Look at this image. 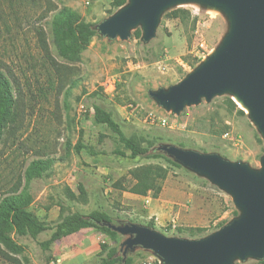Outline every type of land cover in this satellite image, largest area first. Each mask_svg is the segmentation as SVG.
Instances as JSON below:
<instances>
[{
	"label": "rangeland",
	"instance_id": "374dc122",
	"mask_svg": "<svg viewBox=\"0 0 264 264\" xmlns=\"http://www.w3.org/2000/svg\"><path fill=\"white\" fill-rule=\"evenodd\" d=\"M113 1L0 0V61L20 88L18 117L4 128L0 140V196L18 181L22 186L25 167L33 159H42L49 165L41 178L28 183L29 210L49 227L73 212L87 214L101 208L112 214L115 224L152 221L154 229L169 236L205 237L240 215L232 196L176 161L179 166L163 157L114 154L122 146L110 129L93 122L92 105L101 104L109 111L127 136L151 140L161 135L160 144L151 148L171 144L215 152L260 169L264 138L248 112L232 104L229 93L208 102L202 99L177 114L158 106L148 94L179 82L211 55L228 32L229 19L219 9L181 3L161 12L155 34L147 41L142 39L141 25L132 28L126 39L98 32L78 61L58 58L46 23L52 9H74L84 21L97 25L119 9ZM175 9L186 14L171 17ZM108 84L112 91H106ZM149 112L169 119L170 127L151 122ZM147 164L167 168L160 183L162 218L150 214L153 200L146 203L128 190L134 183L130 171ZM51 232L47 229L35 237L13 233L21 251L9 253L0 246V264H95L107 251L101 243L123 255L121 243L126 236L121 234L113 241L89 228L45 246ZM126 256L132 264H158L151 251L140 247ZM259 261L237 258L232 264Z\"/></svg>",
	"mask_w": 264,
	"mask_h": 264
},
{
	"label": "water",
	"instance_id": "95a60500",
	"mask_svg": "<svg viewBox=\"0 0 264 264\" xmlns=\"http://www.w3.org/2000/svg\"><path fill=\"white\" fill-rule=\"evenodd\" d=\"M194 2L223 11L229 29L220 45L179 82L149 90L158 106L179 113L202 99L223 93L235 95L264 138V0H127L114 14L96 25L100 35L126 39L141 25L142 39L155 34L166 8ZM182 166L206 177L232 196L240 215L202 238L166 235L146 225L126 222L107 226L126 236L122 254L140 247L151 251L162 264H232L234 259L264 258V156L261 168L231 161L215 152H201L177 145H159Z\"/></svg>",
	"mask_w": 264,
	"mask_h": 264
},
{
	"label": "trees",
	"instance_id": "16d2710c",
	"mask_svg": "<svg viewBox=\"0 0 264 264\" xmlns=\"http://www.w3.org/2000/svg\"><path fill=\"white\" fill-rule=\"evenodd\" d=\"M126 2L127 0H114L113 4L120 8ZM184 14H186L185 10L175 9L171 11L170 16L183 18ZM46 23L56 56L69 63L79 60L80 53L90 43L92 37L98 33L96 25L84 21L76 10L68 7L52 9ZM137 34L139 35L138 31ZM42 43L45 49V41L42 40ZM19 92L20 88L12 72L5 63L0 61V140L4 128L14 124L18 117ZM231 102L235 106L234 101L231 100ZM92 110L93 122L103 124L110 129L122 146V149H115L114 154L130 158L140 156L163 157L168 164L179 166L173 159L166 157L163 152L151 148L152 144L156 142L160 144L163 139L161 135H153L151 140L145 138L140 140L133 136H127L123 132L121 124L101 104H93ZM238 112L243 114V111L239 109ZM125 151H129L128 155ZM48 165L49 161L33 159L23 171L24 184L21 186L18 181L10 191L0 196V246L9 253H18L21 251V246L14 241L13 233L35 237L47 229H52V232L50 237L44 241L45 246L61 240L65 236L89 228L95 229L108 239L116 241L119 234L107 226L108 223L115 224L114 217L104 209H95L87 214L73 212L60 219L53 227L47 226L29 210L32 194L28 190V183L34 178H41ZM130 174L134 183L128 188L129 191L143 196L148 195L151 191L152 197L156 198L161 191L160 183L167 175V168L159 164H147L135 167L130 171ZM126 222L127 220H124L121 224ZM144 225L151 228L155 227L152 221H146ZM202 230L197 228V231ZM100 246L101 249L107 248V251L99 257L95 264H132L130 257L118 256L112 246L104 243H101ZM259 263L264 264V258Z\"/></svg>",
	"mask_w": 264,
	"mask_h": 264
},
{
	"label": "built area",
	"instance_id": "2783aa9c",
	"mask_svg": "<svg viewBox=\"0 0 264 264\" xmlns=\"http://www.w3.org/2000/svg\"><path fill=\"white\" fill-rule=\"evenodd\" d=\"M199 45H200V47L202 49L204 48L202 42L199 43ZM105 86H106V91H112L113 90L112 85L108 84V85H105ZM129 106L131 107L132 105L129 104ZM147 119H149L151 122L156 121L161 126H169L170 127V125H171V124H169V119H167L164 116H156V114L154 112H149L148 116H147ZM145 202L147 203L148 200H145ZM146 252H148V251H146ZM156 262L158 264H162L158 257H156Z\"/></svg>",
	"mask_w": 264,
	"mask_h": 264
},
{
	"label": "crops",
	"instance_id": "0c3cea01",
	"mask_svg": "<svg viewBox=\"0 0 264 264\" xmlns=\"http://www.w3.org/2000/svg\"><path fill=\"white\" fill-rule=\"evenodd\" d=\"M163 191V190H162ZM160 193L159 197L157 198H152L150 195H146V196H143V195H138V194H134L135 196H139V197H144L145 200H148L147 203H150L151 200H153V204L152 206L149 207V210H150V214H155L157 216V218H162V213H163V209L164 208V204L163 203H159L160 201V198H161V195H162V192ZM144 200V201H145ZM161 205V206H160ZM163 205V206H162ZM99 233V232H98ZM100 234V233H99ZM69 236V235H68ZM67 236L63 237V238H66Z\"/></svg>",
	"mask_w": 264,
	"mask_h": 264
},
{
	"label": "bare ground",
	"instance_id": "6f19581e",
	"mask_svg": "<svg viewBox=\"0 0 264 264\" xmlns=\"http://www.w3.org/2000/svg\"><path fill=\"white\" fill-rule=\"evenodd\" d=\"M231 99L234 101V103L239 106L242 110L245 112H248V108L242 103L241 100H239L235 95L231 96Z\"/></svg>",
	"mask_w": 264,
	"mask_h": 264
}]
</instances>
